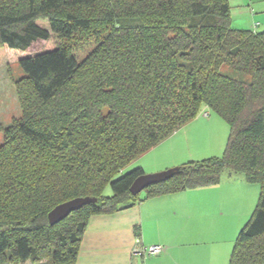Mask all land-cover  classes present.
<instances>
[{"label": "trees", "instance_id": "obj_1", "mask_svg": "<svg viewBox=\"0 0 264 264\" xmlns=\"http://www.w3.org/2000/svg\"><path fill=\"white\" fill-rule=\"evenodd\" d=\"M229 12L228 0H0V47L79 36L18 62L20 116L0 124V264H75L91 217L141 201L131 163L204 108L229 126L223 155L183 164L144 198L242 174L260 194L228 264H264V31L232 28ZM84 197L96 202L50 226L54 207Z\"/></svg>", "mask_w": 264, "mask_h": 264}, {"label": "crops", "instance_id": "obj_2", "mask_svg": "<svg viewBox=\"0 0 264 264\" xmlns=\"http://www.w3.org/2000/svg\"><path fill=\"white\" fill-rule=\"evenodd\" d=\"M251 1L247 3L251 15L255 12L257 16L255 23L264 26V0ZM208 112L204 108L197 118L138 157L130 167L139 166L143 171L154 168L147 172H155L180 166L177 159L163 155L169 149L164 148L167 143L194 132L209 131L214 140L223 134L220 118L204 116ZM219 138L223 143V138ZM220 142L216 140L210 151L221 152ZM213 155L218 158L217 153ZM236 179L240 184L246 183L244 178ZM240 190V185L220 178L215 186L142 197L128 209L93 216L82 235L75 264H228L234 241L251 214L246 211ZM154 245L163 247L159 255L133 253L137 248Z\"/></svg>", "mask_w": 264, "mask_h": 264}, {"label": "rangeland", "instance_id": "obj_3", "mask_svg": "<svg viewBox=\"0 0 264 264\" xmlns=\"http://www.w3.org/2000/svg\"><path fill=\"white\" fill-rule=\"evenodd\" d=\"M228 2L230 7L229 15L231 19L232 28L238 30H246L249 24L258 22L255 12H253L254 14L251 15L249 11L250 7L248 6L249 4L247 3L246 0H228ZM251 7H253L252 4ZM36 22L41 27L48 28L47 19L39 18L37 19ZM258 30L264 31V26H260ZM85 35H81L80 38H86L87 35L86 36ZM78 39H79L78 35H76L70 41H65L59 38L58 36L51 35L50 39L47 42L39 44L38 47L33 52H27V53L26 52L22 53L17 50L9 49L6 46L0 47V124L9 125L13 119L19 118L20 116V109L17 101L15 84H14L15 80H17L19 77L23 75L22 71L18 66L19 60L32 56L34 54L53 50L61 45L74 42ZM236 76L239 77L240 74H237ZM209 114L215 116V118H220L222 122L221 123L222 126H220L221 129L220 131L223 134H219V136L221 137V139L223 138L224 140L223 143L220 142L219 136L214 140L215 138L214 135L209 131L199 132V133L194 132L193 135H191V133L185 136L181 135L179 139L176 138L165 145L164 148H169V149H166L165 153L163 154L165 157H172L177 159L178 160L177 163L180 166H172L155 172L154 171L147 172V170L149 169H154V168H147L146 171H143V174L144 175L154 174L168 169H172L173 167L174 168L181 167L183 163L186 164L189 162H201L203 160L212 159L214 153H217L218 155H216V157L220 158L225 150L227 138L229 135V126L225 120H223L215 113L208 112V115ZM223 127H225L224 132H223ZM216 140H219V142L223 144L221 152L210 151L211 146L212 148H214V145L216 144ZM1 142H2V135L0 134V144ZM255 146L259 150H261V152H263L262 156L264 157V138L255 141ZM261 147H263V150L261 149ZM221 178L223 180L225 179V181L231 180L241 186L240 197L243 198L245 207L247 206L246 211L249 210V213L252 214L259 198L260 186L258 184L246 185L247 183L244 184L238 183L237 181L239 179L236 178H240L241 180H243L242 178H244L243 175L239 173H230L228 171H224L221 175ZM111 195H112V191L110 187L107 186L103 192V196L109 197ZM144 196H145V191L139 194V198H142ZM237 196H239L238 189H237ZM251 214L248 217H250ZM246 221L247 220H245L244 224L246 223ZM25 264H30V263H25ZM39 264H51V262L49 260L48 261L43 260Z\"/></svg>", "mask_w": 264, "mask_h": 264}, {"label": "water", "instance_id": "obj_4", "mask_svg": "<svg viewBox=\"0 0 264 264\" xmlns=\"http://www.w3.org/2000/svg\"><path fill=\"white\" fill-rule=\"evenodd\" d=\"M180 173L178 167L168 169L162 172L142 175L136 178L129 188V193L132 196H137L147 187L163 183ZM95 198L84 197L75 198L54 207L47 215L50 226H54L68 217L72 212H75L87 204L95 203Z\"/></svg>", "mask_w": 264, "mask_h": 264}, {"label": "built area", "instance_id": "obj_5", "mask_svg": "<svg viewBox=\"0 0 264 264\" xmlns=\"http://www.w3.org/2000/svg\"><path fill=\"white\" fill-rule=\"evenodd\" d=\"M247 1H250V0H247ZM257 26H258V23H255L253 25V28L256 29ZM204 116H208V114L204 113ZM162 251H163L162 246L154 245V246L137 248L133 253L135 255H142V256H156V255H159Z\"/></svg>", "mask_w": 264, "mask_h": 264}]
</instances>
